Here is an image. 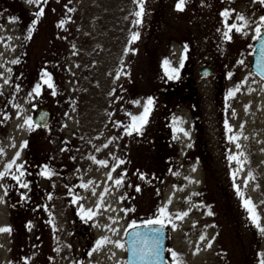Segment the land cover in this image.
I'll use <instances>...</instances> for the list:
<instances>
[{"label":"rangeland","instance_id":"obj_1","mask_svg":"<svg viewBox=\"0 0 264 264\" xmlns=\"http://www.w3.org/2000/svg\"><path fill=\"white\" fill-rule=\"evenodd\" d=\"M177 3L144 0L135 24L136 0H0V172L14 161L0 178V228L11 229L0 232V264H126L124 234L143 217L170 227L176 264H261L264 79L252 60L264 3ZM206 63L214 71L203 77ZM179 86L195 99L162 91ZM149 98L147 123L128 134ZM34 104L53 108L48 126L25 123Z\"/></svg>","mask_w":264,"mask_h":264},{"label":"water","instance_id":"obj_2","mask_svg":"<svg viewBox=\"0 0 264 264\" xmlns=\"http://www.w3.org/2000/svg\"><path fill=\"white\" fill-rule=\"evenodd\" d=\"M255 51L253 54V70L264 78V28L256 40ZM213 68L205 65L200 73L203 76H209ZM36 107V105H34ZM53 109L49 105H40L36 107L33 114V124L44 127L50 124L53 119ZM159 229V231H155ZM168 240V229L163 224H138L128 229L125 236L126 244V262L127 264H173L166 256V246ZM164 249L159 259L152 255L156 248V242Z\"/></svg>","mask_w":264,"mask_h":264},{"label":"snow or ice","instance_id":"obj_3","mask_svg":"<svg viewBox=\"0 0 264 264\" xmlns=\"http://www.w3.org/2000/svg\"><path fill=\"white\" fill-rule=\"evenodd\" d=\"M27 2L29 4H39L40 3V0H27ZM136 3L139 5V11H136L134 13V15L138 18V19H136L134 21V23L135 24H140V23H142V20L140 19V17H142L143 11H144V8H143L144 0H136ZM261 3H264V0H261ZM184 4H185V0H178V3L176 4L177 10L182 11L183 8H184ZM69 11H72V9H69ZM42 15H43V8H40V10L36 13V17L39 18ZM222 15H224L225 17H227L229 15V12L228 11H225L224 13H222ZM238 19L241 20V21H243L245 18L243 16H239ZM260 20L262 22H264V17H261ZM63 24H64V21H61L60 24L58 25V27H62ZM232 28H235L237 31H241V28L238 27L235 24H233V25H231L229 27V31H231ZM256 32H257V34H259V32H260V28L259 27L256 28ZM224 35H225V38L230 39V36L228 35L227 32H225ZM137 39H139V33L138 32L132 33L131 40L135 41ZM15 62L16 61H13V63H15ZM241 63H242V61H241ZM164 64H165L166 69H167V66L169 65V61L165 60L164 61ZM168 71H169V78L170 79L176 78L174 74L177 72V69H168ZM41 79L43 80V83L48 86V88L54 89V84L51 81V76H50L49 73H47V72L43 73ZM5 82L7 83V81H5ZM40 89H41V84H36L34 91L37 94H39ZM52 94L55 95V91H53ZM233 94L234 93L232 91H230L228 93L229 96H232ZM133 103L139 104L140 102L139 101H134ZM152 103H153L152 99L149 98L147 100V102H146V105L144 106L143 113L140 116H138V117L137 116L132 117L133 124L129 126L128 134H131V131H133V130L139 132L140 131V127L143 124L147 123V116L149 114L150 107H151ZM25 123L28 124L30 128L32 127L31 118H28L25 121ZM185 134H187V133H185ZM233 139H235V137H233ZM105 147H107V145H105ZM0 151H2V150H0ZM91 158L92 159H95V157H91ZM232 159H236V157H232ZM97 162L99 164H101V165H106L107 164V161H103V160L97 161ZM13 163H14V161L11 162V163H9L7 165V167L5 168V171L4 172H0V178H2L5 175V173L8 171V169H11L12 168ZM119 163H124V161H119ZM17 167L18 168H22L23 165H18ZM193 170H195V169H193ZM45 174H49V173L45 172ZM23 175H24V173L21 171L20 174L18 176H15L14 178L17 179V180H19L20 177L23 176ZM108 178L111 179V174H109V177ZM141 178H143V177H141ZM250 178L251 179H254V177H252L251 175H250ZM121 183H122V178L115 180V184L116 185H120ZM27 186H28L27 184H21V187H25L26 188ZM84 187H87V185H84ZM136 190L139 191V188H137ZM237 191L239 193V188L237 189ZM93 192H94V190H93ZM239 194L241 196L243 195V193H239ZM244 206H245V208L248 209L249 215H250L251 219L253 220V222L257 223V227H259V223H258V221H259V215L255 212V205H253L252 202H251V200L248 199V200H245L244 201ZM159 211H160L161 214H166V211H165L164 208L159 209ZM187 214H188L187 212L182 213V214H178V217L177 218H181L182 219L183 216H186ZM208 214L209 215H212L211 211H209ZM86 215L88 216L89 219H91L92 216L95 215V213L91 209H89L88 212L86 213ZM148 223L149 224H153V223H155V224H163V220H161V219L149 220ZM3 231H11V229L10 228H0V232H3ZM155 231L158 232L159 229H157ZM260 231L261 232H264V228H260ZM200 239L203 240V239H205V237L202 235L200 237ZM106 242H109L108 241V238L107 237L102 238L100 241L97 242V248H99L102 244H104ZM117 246L118 247H123V245L122 244H119L118 242H117ZM208 246L211 247V244L209 243ZM163 251H164V249L159 246V241H157L156 242V248L154 249V251H152V255L156 259H159L161 257V255H162V252ZM172 255L174 257L177 256L176 253H172ZM261 264H264V259H262Z\"/></svg>","mask_w":264,"mask_h":264},{"label":"flooded vegetation","instance_id":"obj_4","mask_svg":"<svg viewBox=\"0 0 264 264\" xmlns=\"http://www.w3.org/2000/svg\"><path fill=\"white\" fill-rule=\"evenodd\" d=\"M191 56H192V55H191ZM188 73L191 75V74H192V70H190ZM191 81H192V80H191ZM188 88H189L188 86H184V87H183V86H179L178 88H176L175 91H173L172 89H168V90H166V87H163V88H162V91H163L164 93H166V91H168V94H171V95H178V96L180 97V99H185V98H189V99H192V100L195 99L196 94H197V89L194 90V88L192 87V88H191V93H187L186 91H187ZM184 91H185V92H184ZM195 101H196V100H195ZM164 103H165V105L168 104V103L166 102V100H164ZM164 109L166 110V111L164 112L165 117H169L170 114H171V112L169 111L170 108H169L168 106H166V107H164ZM190 109L193 110V107L190 108ZM195 117H196L197 119L201 120V115H200V114H195ZM164 124L169 125L170 122L165 121ZM160 131H161V133H163L164 135H168V136H170V134H171V131H170L169 129H163V128H162ZM164 142H170L169 138H168V141H164ZM202 148H203V151H204V152L208 153V150H207V148H206V142H203V144H202ZM149 219H150L149 217H143V218L140 219V220H149Z\"/></svg>","mask_w":264,"mask_h":264},{"label":"trees","instance_id":"obj_5","mask_svg":"<svg viewBox=\"0 0 264 264\" xmlns=\"http://www.w3.org/2000/svg\"><path fill=\"white\" fill-rule=\"evenodd\" d=\"M23 10H24V8H23ZM21 12H22V7H21ZM17 15H18V13H17ZM20 16H23V14L21 13V14H19ZM23 20H24V22H25V19L23 18ZM27 20V19H26ZM31 20H32V18H31ZM29 157H31V159H32V154H30L29 153ZM30 161L31 160H28V161H26V163H24V168L27 170V172H32V169H30L29 167H28V165L30 164ZM25 170V171H26ZM6 193H7V196L9 197V198H11V196L14 194V193H12L8 188L6 189Z\"/></svg>","mask_w":264,"mask_h":264},{"label":"crops","instance_id":"obj_6","mask_svg":"<svg viewBox=\"0 0 264 264\" xmlns=\"http://www.w3.org/2000/svg\"><path fill=\"white\" fill-rule=\"evenodd\" d=\"M115 188L117 189V185H115ZM115 205H117V202H115Z\"/></svg>","mask_w":264,"mask_h":264}]
</instances>
